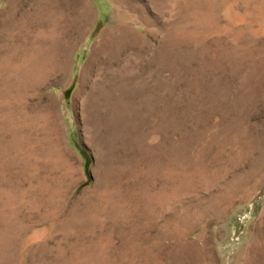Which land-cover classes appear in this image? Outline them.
<instances>
[{"label":"rangeland","instance_id":"374dc122","mask_svg":"<svg viewBox=\"0 0 264 264\" xmlns=\"http://www.w3.org/2000/svg\"><path fill=\"white\" fill-rule=\"evenodd\" d=\"M0 264H264V0H0Z\"/></svg>","mask_w":264,"mask_h":264},{"label":"bare ground","instance_id":"6f19581e","mask_svg":"<svg viewBox=\"0 0 264 264\" xmlns=\"http://www.w3.org/2000/svg\"><path fill=\"white\" fill-rule=\"evenodd\" d=\"M86 6V5H85Z\"/></svg>","mask_w":264,"mask_h":264}]
</instances>
